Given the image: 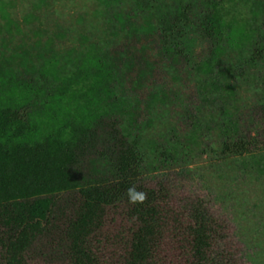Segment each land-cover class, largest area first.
Segmentation results:
<instances>
[{
	"label": "trees",
	"instance_id": "16d2710c",
	"mask_svg": "<svg viewBox=\"0 0 264 264\" xmlns=\"http://www.w3.org/2000/svg\"><path fill=\"white\" fill-rule=\"evenodd\" d=\"M101 4L111 44L72 57L45 25L31 41H0V264H244L203 199L176 203L144 181L139 151L167 68L211 77L217 46L233 40L232 6ZM250 60L264 64V24ZM220 136L223 159L263 154L264 105L232 114Z\"/></svg>",
	"mask_w": 264,
	"mask_h": 264
},
{
	"label": "rangeland",
	"instance_id": "374dc122",
	"mask_svg": "<svg viewBox=\"0 0 264 264\" xmlns=\"http://www.w3.org/2000/svg\"><path fill=\"white\" fill-rule=\"evenodd\" d=\"M226 1L233 40L217 46L212 76L167 68L168 84L144 114L142 178L169 190L176 203L203 199L228 224L243 263L264 264V153L223 159L220 136L232 114L264 105V64L250 60L264 11L256 0ZM41 25L61 31V53L72 57L90 42L117 38L101 0H0V41H31Z\"/></svg>",
	"mask_w": 264,
	"mask_h": 264
},
{
	"label": "clouds",
	"instance_id": "9594fccd",
	"mask_svg": "<svg viewBox=\"0 0 264 264\" xmlns=\"http://www.w3.org/2000/svg\"><path fill=\"white\" fill-rule=\"evenodd\" d=\"M143 197H141V199H142Z\"/></svg>",
	"mask_w": 264,
	"mask_h": 264
}]
</instances>
